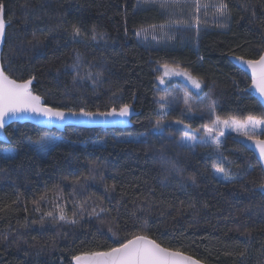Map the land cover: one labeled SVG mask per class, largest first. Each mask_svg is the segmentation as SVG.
<instances>
[{"label":"trees","instance_id":"trees-1","mask_svg":"<svg viewBox=\"0 0 264 264\" xmlns=\"http://www.w3.org/2000/svg\"><path fill=\"white\" fill-rule=\"evenodd\" d=\"M222 2L229 15L216 10ZM0 3L9 23L8 76L34 77L33 93L52 108L103 113L126 104L137 113L124 128H7L0 264H74V255L138 235L204 264H264L257 155L231 134L218 152L181 140L215 119L264 120L251 77L232 62L264 55V0H200L199 11L195 0L166 9L138 0ZM165 65L202 89L177 79L167 93L159 82ZM42 136L50 139L41 149ZM253 137L264 139V129ZM214 163L230 169L229 177Z\"/></svg>","mask_w":264,"mask_h":264},{"label":"snow or ice","instance_id":"snow-or-ice-1","mask_svg":"<svg viewBox=\"0 0 264 264\" xmlns=\"http://www.w3.org/2000/svg\"><path fill=\"white\" fill-rule=\"evenodd\" d=\"M180 0H138V3H144L146 5H158L161 9H166L170 4L179 3ZM196 10L199 11L200 0H195ZM208 5H203L207 7ZM216 10L221 15H229L228 6L226 3H220L216 6ZM4 5L0 3V38L4 35V30L6 26V21L3 16ZM155 28L156 26H151ZM146 31V30H145ZM95 32V28H93ZM73 36H80L81 29L73 25ZM139 35V33H137ZM91 39L95 40L96 36L93 35ZM79 61V53L76 57ZM240 62L246 67L251 69L252 80L256 88L259 90L261 98H264V55H260L258 59H249L245 60L243 57L238 58ZM77 64L74 63L72 67H76ZM167 68V65H165ZM34 79V77L32 78ZM32 79L25 80L23 82H17L9 78V76L3 71V67L0 66V129H3L5 124L8 122L9 118L17 116L22 112H33L41 113L48 117H59L64 119L66 116L65 111L58 108H51L41 104V97L33 95L30 90V85L32 84ZM189 79L192 80V83L199 88L200 84L194 77L189 76ZM68 114H73L72 110L68 111ZM85 116H95L97 113L86 112L83 108L80 109L79 113ZM120 115L127 116L130 114L129 105H123L119 109L112 108L111 112L99 113V115ZM164 119L163 116L160 117L156 122V126L159 127L160 122ZM182 123V121H181ZM221 123L227 124V121L221 122L217 119L214 122V125H219ZM247 123L253 125V129L257 124H264V120H256L254 117L249 116ZM189 127H191L189 125ZM240 127H246V125H241ZM204 130L207 134H211L215 131V127H204ZM248 135L247 132L244 133ZM49 137L42 136L40 141H47ZM185 139L189 142L192 141V137L185 133ZM249 139H255L254 147L258 148L259 154L262 160H264V139H256L253 136H250ZM208 147H214L218 152L221 146V141L219 138H215L211 143L204 141ZM44 147L41 144V149ZM7 152V150H5ZM221 159H223L221 157ZM231 163V162H229ZM213 167L215 172L223 173L224 178H228L230 174V169L222 166L221 164L214 163ZM189 179L195 183V178L190 177ZM261 190H264V181L259 184ZM43 199V197H41ZM52 215V213H48ZM55 219V217H54ZM60 220H65L66 217L64 212L61 211L59 215ZM76 221L73 220L72 223ZM239 231V229H237ZM246 234V233H242ZM240 256H243L244 253H239ZM72 260L75 261V264H202V261L196 259L195 257L185 254L183 251L172 250L170 248L162 247L160 244L156 243L155 240L149 239L147 236L138 235L132 239L127 240L126 243H120L118 247L109 248L107 251H87L82 252L78 255H74Z\"/></svg>","mask_w":264,"mask_h":264},{"label":"water","instance_id":"water-1","mask_svg":"<svg viewBox=\"0 0 264 264\" xmlns=\"http://www.w3.org/2000/svg\"><path fill=\"white\" fill-rule=\"evenodd\" d=\"M3 16L5 19V14L3 11ZM6 21V20H5ZM9 23L6 21V26L4 30V35L2 38H0V66L3 67V53L6 46V39H7V31H8ZM239 57L232 58V62L238 66L240 69H242L244 72L249 74V76L252 79L251 69L246 68L238 59ZM247 60V59H245ZM3 71L4 67H3ZM6 73V72H5ZM7 74V73H6ZM9 78H11L9 76ZM12 79V78H11ZM14 80V79H13ZM19 82V81H17ZM34 84V80H32V84L30 85V90L32 91V87ZM252 92L255 95V97L261 102V104L264 106V98H261L259 90L256 88V86L253 83L252 80V86H251ZM33 93V91H32ZM33 95H36L33 93ZM41 104L47 106L44 102V100L41 98ZM50 107V106H47ZM52 108V107H51ZM66 113V116L64 119H61L59 117H48L41 113H33V112H22L19 113L17 116L9 118L8 122L5 124L3 129H0V142L7 143L8 142V136H7V128L15 123H30L33 125H36L38 127L47 129V130H58V131H65L67 127H82V128H124L129 125H131V120L134 116L137 115L136 112L132 108H130V114L127 116H120L118 114L116 115H99L98 112L95 116H85L82 114H76L79 112H72L73 114H68V110H63ZM111 112V111H109ZM106 113V112H103ZM259 139V138H256ZM238 142L252 150L262 163L264 167V160L261 159L258 148L254 147L255 139H249V137H239L236 138ZM264 193V190H262ZM150 239V238H149ZM152 240V239H151ZM157 243V242H156ZM163 247V246H162ZM75 264V261H74ZM204 264V263H202Z\"/></svg>","mask_w":264,"mask_h":264},{"label":"rangeland","instance_id":"rangeland-1","mask_svg":"<svg viewBox=\"0 0 264 264\" xmlns=\"http://www.w3.org/2000/svg\"><path fill=\"white\" fill-rule=\"evenodd\" d=\"M181 1V0H180ZM183 80L186 82L189 86L201 90L202 89V84L199 82L200 87L197 88L193 83L192 80L189 79V75L182 71L181 69H178L176 67H170L164 70L163 75L160 77V86L163 87L167 93L172 92L173 89L176 88V84L174 85H168V82L170 80ZM256 120H263L259 118H255ZM217 119H215L212 123L208 125H199L197 129H188L189 132H192V135H189L192 137V141L189 142L188 140L185 139V135L181 137V140H183L186 144L188 145H197L198 147H201L207 151H209L210 147L207 146L206 143H203L204 141H207L208 143H211L215 138H219L222 144L223 139L227 135H235L236 138L239 137H250L254 136L256 133L261 132L264 129V124H257L255 126V129H253V125L250 123H247L248 120L245 121H240L236 119H219L221 122L227 121V124L221 123L219 125H214V122ZM241 125H246V127H240ZM215 127V131H213L210 135L207 134L204 130V127ZM247 132L248 135H245L244 133ZM42 144H45V141L42 142Z\"/></svg>","mask_w":264,"mask_h":264}]
</instances>
